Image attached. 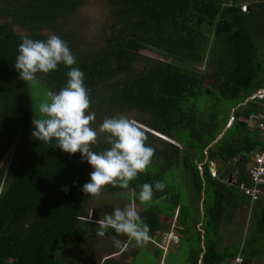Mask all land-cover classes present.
Returning <instances> with one entry per match:
<instances>
[{"label": "trees", "instance_id": "16d2710c", "mask_svg": "<svg viewBox=\"0 0 264 264\" xmlns=\"http://www.w3.org/2000/svg\"><path fill=\"white\" fill-rule=\"evenodd\" d=\"M90 3L104 11L93 35L76 28L80 9ZM45 30L67 41L73 67L85 74L89 111L96 114L91 126L98 130L106 116H128L155 148L147 170L127 188L106 185L101 192L141 205L150 237L162 230V213L175 215L188 235L202 216L203 249L187 264H221L237 253L241 264H264V182L254 200L240 188L251 185L244 163L264 144L246 123L249 113L264 108V98L246 100L264 86V0H0V264L90 263L57 258L61 248L119 264L131 243L113 229L97 234L95 220L103 216L88 214L92 195L81 188L93 169L81 154L31 136L46 93L68 79L62 63L38 72L34 83L19 78L14 63L21 33L45 40ZM104 135L93 150L109 147ZM174 168L190 176L193 201L202 197L198 211L180 200ZM157 180L166 184L162 191L154 188ZM144 183L153 185L148 202L139 200ZM223 203L247 205L249 218L242 242L218 249Z\"/></svg>", "mask_w": 264, "mask_h": 264}, {"label": "clouds", "instance_id": "9594fccd", "mask_svg": "<svg viewBox=\"0 0 264 264\" xmlns=\"http://www.w3.org/2000/svg\"><path fill=\"white\" fill-rule=\"evenodd\" d=\"M45 40L30 38L21 33L18 55L14 67L19 78L36 82L38 72L47 74L55 71L58 65L64 64L67 81L58 92L49 90L48 100L39 105L41 118H33V138L43 141L48 147H59L68 154H81L82 161L93 169L89 181L82 185L81 191L86 195H99L106 185L127 188L129 182L136 179L139 173L145 172L152 162L155 148L146 144L148 136L142 125L125 115L105 117L98 130L91 125L96 119L91 107L90 89L84 83L85 74L73 67L77 63L67 41L45 30ZM100 134L109 145L101 151L93 150L99 142ZM166 187L164 181L154 183L156 191ZM67 191V187L62 189ZM153 185H141L139 200L148 202L153 198ZM95 222L99 225L97 234L104 236L109 229L119 235H125L137 244L146 243L149 239L150 226L141 218L132 205L116 208L105 213L102 219ZM119 245V241H115Z\"/></svg>", "mask_w": 264, "mask_h": 264}, {"label": "rangeland", "instance_id": "374dc122", "mask_svg": "<svg viewBox=\"0 0 264 264\" xmlns=\"http://www.w3.org/2000/svg\"><path fill=\"white\" fill-rule=\"evenodd\" d=\"M103 13L104 11L94 3H90L86 6H83V8H81L79 11V16L76 17V28L84 30L89 35H93V33L90 32L95 29V27L97 26V22L101 20ZM142 53L150 56H156L153 52L148 50L143 51ZM41 96L42 94L39 95V97ZM214 165L215 164L211 162L210 167H213ZM210 172L212 174L214 170H210ZM170 176H172V180L175 179V181H178V183H180V186H177L180 200L189 206L190 211L192 213L198 211L199 202L193 201L191 193L190 176L188 175V173H185L183 169L174 168V170L170 172ZM229 176L230 178H228V182L232 183L234 181V179L232 178L234 176V173H231V175ZM127 205L134 206L137 211H139L142 207L141 205L136 204L132 198L128 199L123 197L122 195L118 196L117 193L113 194V192L110 191L100 192L99 195L91 197L88 214H90V211L92 209L93 213L104 216L105 213H110L116 208H124ZM245 206L247 205L236 204L229 206L226 204L223 206V213L221 216V222L217 238V243L220 248L241 243L242 239L245 237L246 226L249 218V209ZM162 214L163 216L161 215L160 222L161 224H163L164 227H168L169 231L170 226L173 225L172 222H174V219L170 218L165 213ZM175 219L176 221L174 222L175 225L173 228L179 230L177 229L178 227H180L178 223V218L175 217ZM193 230L194 229L191 226V233L193 232ZM168 231L156 233L155 235H153V238L151 237L146 243L143 244H137L135 240H130L129 238L126 243H128L129 241H131V243H128V249L125 251H134L132 252V255H128L127 253L122 256L120 258L121 260L119 259V264H121L122 262L125 263L131 256L132 259L130 261V264H186L187 261L190 260L191 256V254L189 255V244L181 242L177 247L168 251L169 246L172 245V243H169V241L174 239H171L169 237ZM173 244L175 243L173 242ZM96 245L97 244L95 243L91 244V246H93V249L95 250L97 249ZM158 245H162L163 251L166 250L163 254H161V251L158 250L160 249ZM190 245L194 247V244ZM117 253L112 254V257L118 258V255L120 254ZM56 256L57 258L63 259L65 261H68V259L70 258H76L80 262H90L89 264H102L104 258L108 257H101L100 260H97L96 256H94L93 253H91L90 256H85V253H83V251L75 253L74 250H63L62 248ZM160 258L161 263H159ZM256 263L258 264V262Z\"/></svg>", "mask_w": 264, "mask_h": 264}, {"label": "built area", "instance_id": "2783aa9c", "mask_svg": "<svg viewBox=\"0 0 264 264\" xmlns=\"http://www.w3.org/2000/svg\"><path fill=\"white\" fill-rule=\"evenodd\" d=\"M240 8L244 11L245 3L241 4ZM262 98H264V86L252 92L246 100L257 103L259 102L258 100ZM231 120L232 116H229L225 125L227 126ZM246 123L249 128L257 129L261 136V140L264 142V108H261L257 112L249 113L246 117ZM245 171L251 185L248 187L240 185V188L244 194L248 195L251 200H254L259 193L261 194V189L258 187L259 184L264 182V144L249 157L245 166ZM211 175H213V173ZM221 264H241V257L237 253L233 258L222 261Z\"/></svg>", "mask_w": 264, "mask_h": 264}, {"label": "crops", "instance_id": "0c3cea01", "mask_svg": "<svg viewBox=\"0 0 264 264\" xmlns=\"http://www.w3.org/2000/svg\"><path fill=\"white\" fill-rule=\"evenodd\" d=\"M247 161H248V159L246 160V162L244 163V165L247 163ZM210 164L211 163H209V167H208V169H209V171L211 170H214L215 171V167L213 166V167H210ZM246 166V165H245ZM244 170H245V168H244ZM232 173H234V176H235V174H236V172H232ZM210 174H211V172H210ZM213 174H214V172H213ZM230 177V176H229ZM201 201H202V197H201V199H200V201L199 200H197L196 202H199V208L198 209H200V207H201ZM239 203V202H238ZM197 205H198V203H197ZM224 205H226L225 203H223V206ZM200 215H201V211H200ZM175 215H173L172 217H170V218H173L174 219V222L176 221V219H175ZM235 219V218H234ZM161 220V219H160ZM174 222H172V226H170V229H169V231H168V227H164L163 226V224H162V230L161 231H159V232H156V233H160V232H167L168 231V233H169V237L172 239V238H174L173 240H170L169 241V243H172V245H170L169 246V248H168V251L169 250H172V249H174L175 247H177L178 245H179V243H181V242H185L186 244H189V255L191 254V255H197V253H198V250H200V249H203L202 248V242H203V230H202V227H201V222H202V216L199 218V221L197 222V223H195V225L194 226H192L193 227V234L192 235H188V234H184L182 231H181V229H182V226L180 225V227H178L177 229H179V230H176V229H174L173 227H174V225H175V223ZM220 222H221V219H220ZM220 222H219V226H220ZM219 226H218V229H217V231H216V233H217V238H218V230H219ZM176 227V226H175ZM156 233H154V235L156 234ZM187 233H191V231L190 232H187ZM163 234H165V233H163ZM152 238H153V235L151 236ZM150 237V238H151ZM197 238H199L198 240H197ZM243 240V239H242ZM216 241H218V239H216ZM157 242V241H156ZM160 242V241H159ZM173 242L175 243V244H173ZM242 242V241H241ZM190 244H194V247H192ZM154 245V244H153ZM142 246V245H141ZM155 246V245H154ZM156 247V246H155ZM158 247L160 248V249H158L159 251H161V254H163L165 251H163V247H162V245H158ZM225 247V246H224ZM217 248L219 249L220 247H219V245H218V243H217ZM221 248H223V247H221ZM157 250V251H158ZM130 251H128V252H126L125 254H127L128 253V255H132L131 253H129ZM120 253V251L117 253V254H119ZM124 256V255H123ZM122 257V256H121ZM120 257V258H121ZM130 257V256H129ZM198 257H200V254L198 255ZM190 258H191V256H190ZM131 259H132V256L125 262L126 264H130V261H131ZM121 260V259H120ZM119 260V261H120ZM188 262V261H187ZM159 263H161V258H160V260H159ZM187 264V263H186Z\"/></svg>", "mask_w": 264, "mask_h": 264}, {"label": "water", "instance_id": "95a60500", "mask_svg": "<svg viewBox=\"0 0 264 264\" xmlns=\"http://www.w3.org/2000/svg\"><path fill=\"white\" fill-rule=\"evenodd\" d=\"M228 178H230V177H228Z\"/></svg>", "mask_w": 264, "mask_h": 264}]
</instances>
